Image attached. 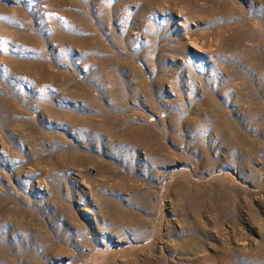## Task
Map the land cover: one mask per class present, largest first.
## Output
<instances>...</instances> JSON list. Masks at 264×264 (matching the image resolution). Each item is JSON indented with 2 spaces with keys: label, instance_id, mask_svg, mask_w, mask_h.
I'll return each mask as SVG.
<instances>
[{
  "label": "rangeland",
  "instance_id": "374dc122",
  "mask_svg": "<svg viewBox=\"0 0 264 264\" xmlns=\"http://www.w3.org/2000/svg\"><path fill=\"white\" fill-rule=\"evenodd\" d=\"M0 264H264V0H0Z\"/></svg>",
  "mask_w": 264,
  "mask_h": 264
}]
</instances>
